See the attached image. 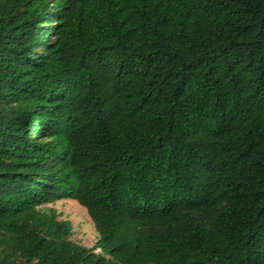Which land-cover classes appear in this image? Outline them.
Returning <instances> with one entry per match:
<instances>
[{"label":"trees","instance_id":"1","mask_svg":"<svg viewBox=\"0 0 264 264\" xmlns=\"http://www.w3.org/2000/svg\"><path fill=\"white\" fill-rule=\"evenodd\" d=\"M0 264H264V0H0Z\"/></svg>","mask_w":264,"mask_h":264},{"label":"rangeland","instance_id":"2","mask_svg":"<svg viewBox=\"0 0 264 264\" xmlns=\"http://www.w3.org/2000/svg\"><path fill=\"white\" fill-rule=\"evenodd\" d=\"M40 50H37L38 53ZM42 209H53L59 221H68L71 224L70 240L87 249H92L98 240V234L87 215L86 210L72 200H58L46 204ZM95 253H100L96 249Z\"/></svg>","mask_w":264,"mask_h":264}]
</instances>
